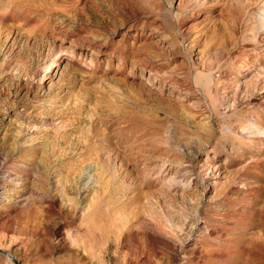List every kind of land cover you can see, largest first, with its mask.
Instances as JSON below:
<instances>
[{
  "label": "rangeland",
  "instance_id": "374dc122",
  "mask_svg": "<svg viewBox=\"0 0 264 264\" xmlns=\"http://www.w3.org/2000/svg\"><path fill=\"white\" fill-rule=\"evenodd\" d=\"M263 8L0 0V264H264Z\"/></svg>",
  "mask_w": 264,
  "mask_h": 264
},
{
  "label": "bare ground",
  "instance_id": "6f19581e",
  "mask_svg": "<svg viewBox=\"0 0 264 264\" xmlns=\"http://www.w3.org/2000/svg\"><path fill=\"white\" fill-rule=\"evenodd\" d=\"M262 6V5H261ZM262 10H264V8L262 9ZM170 13H172V15H174V13H173V11H170ZM177 16V15H176ZM176 18V17H175ZM176 21H178V20H176ZM258 23H260V26H261V28H262V30H264V16H262V14L260 15V17L258 18ZM61 52V51H60ZM252 71V69L251 68H244V69H240V71H239V73H240V75L241 76H243V77H245V76H248V74L250 73ZM253 71H255V73H258V69H254ZM261 73H264V70H261ZM262 76V75H261ZM261 76H258L257 77V81H260V80H262V77ZM212 83H213V79H212V76H207V77H205L203 80H202V82H201V84H203V87L205 88V89H207V90H209L208 92L209 93H211L212 94V91H211V85H212ZM246 85V84H245ZM202 91V90H201ZM261 93H263L264 94V92H261ZM15 258V257H14Z\"/></svg>",
  "mask_w": 264,
  "mask_h": 264
}]
</instances>
